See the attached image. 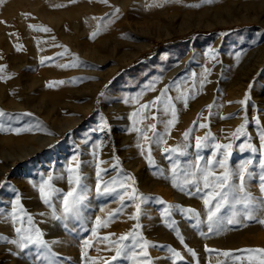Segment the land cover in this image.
I'll return each instance as SVG.
<instances>
[{"label":"rangeland","instance_id":"rangeland-1","mask_svg":"<svg viewBox=\"0 0 264 264\" xmlns=\"http://www.w3.org/2000/svg\"><path fill=\"white\" fill-rule=\"evenodd\" d=\"M10 49L18 55L13 62ZM0 111V169L13 164L0 175V236L7 238L0 240V264H49L56 248L73 249L77 240L87 241L90 257L105 248L110 258L115 235L129 237L122 241L124 256L132 251L150 264L264 260V252L242 251L264 249V224L257 225L264 220L257 217L261 208L243 223L235 217L234 233H196L186 228V221L194 223L187 210L212 187H203L199 172L189 177L198 181L199 193L185 184L194 165L214 171L204 162L225 146L214 134L219 126L234 132L228 144L235 162L249 156L238 154V147H262L264 0H0ZM76 118L81 120L62 129ZM18 141L44 145L12 163L10 157L22 150ZM250 156L249 196L264 199L262 155ZM77 175L84 198L66 216L63 200L74 187L69 178ZM49 185L56 189L50 205L39 190L47 193ZM131 195L143 206L133 229ZM251 207L244 213L252 214ZM20 220L24 229H38L48 248L7 242L20 240ZM58 229L67 232L61 243L50 238ZM226 234L229 243L213 241Z\"/></svg>","mask_w":264,"mask_h":264},{"label":"crops","instance_id":"crops-1","mask_svg":"<svg viewBox=\"0 0 264 264\" xmlns=\"http://www.w3.org/2000/svg\"><path fill=\"white\" fill-rule=\"evenodd\" d=\"M228 122V121H227ZM211 128H213L212 126H210ZM209 127V128H210ZM206 130H208V128H206ZM218 133V137H217V143L219 144L222 143V139L225 140V145H229L228 144V140L233 141V136H234V132L228 130L227 125H222L216 128V130L214 131V134ZM224 136H228L227 138H224ZM211 144H215L216 142L212 141L210 142ZM232 145V143H230ZM238 154H248L249 156H241V159L239 161L235 162V153H234V148L233 145L231 147V149H227V148H219L218 151L215 154L214 157H212L210 159V162H204V164H214L215 168L214 171L216 173V175H222L220 174V167L216 164V161L219 160H225V154H227V159L225 160V163L227 165V168L230 172H234V169L236 172H238L240 165L244 164L246 161L251 160L252 158H250L251 154L253 153L250 149H242V147H238ZM216 150V149H214ZM257 154H261V158L260 160H264V147H258L257 148ZM215 158V159H214ZM215 160V161H214ZM259 160V161H260ZM212 161H214V163H212ZM236 166V167H234ZM212 171V170H211ZM217 171V172H216ZM250 171V170H247ZM250 174V173H249ZM248 174V175H249ZM247 174L245 176V193H247L248 195L250 194V190L251 189L248 185L247 181V177H249ZM215 184V178H212V185ZM235 185L237 188L239 186V179L237 176H233L232 180L229 181V186ZM248 191V192H247ZM211 192H205V194L201 195V196H195L194 200L195 201H199L200 205L199 206H193L194 212H192V216L194 218V223H189V221H186L187 224L186 228L192 230L193 232L196 233H234V229H233V224H229L227 221L229 219H238L240 221V223L245 222V219L247 218L248 213H244V209H249L251 206V210L253 211V213L251 215H254V212L257 211L259 208H261V212H257V217H261L263 218L264 215V199H254L252 197H250V199L244 200L243 198L245 197V193H241L238 194L236 193V195L240 198H242V202L241 203H234L231 206L225 205L224 207L221 208V211L219 213H217V218L218 219H224L219 225H213V227H219V229H212L211 231L209 230V222H208V207L204 204V199L207 198V195L210 194ZM256 194V192H255ZM254 195V194H253ZM131 206H130V220H129V224L131 225V228L133 229L134 227H136V224L138 223V218H133V217H139L140 214H137V207H141V209L143 208V206L141 204H138V201L140 200L139 198H137L136 195H131ZM229 199L231 200L232 197L230 196ZM132 201L134 202V204L132 203ZM144 201V199L142 200V202ZM254 202V203H252ZM212 203H215V201H213ZM245 203H247L248 207H245ZM252 204V205H251ZM140 209V208H139ZM195 213H198L199 215H195ZM256 213V212H255ZM116 217V216H115ZM248 219V218H247ZM162 220L164 221V219L162 218ZM229 224V226H228ZM260 222L257 224L259 225ZM225 226V228L223 227ZM170 227V226H169ZM168 227V228H169ZM170 229V228H169ZM58 234L56 236H53V234L51 235V239L53 241H56L58 243H61L62 241L66 240V238H68L66 236L67 232L66 231H62L60 229L57 230ZM230 234H226L224 236H220L221 241H225L228 239V236ZM132 237H135L132 235ZM110 242L113 241V254L112 257L110 258H106L105 257V248L98 251L97 253H95V257H90L89 251L88 249L85 247V245H83L81 242H78L73 249H69V248H56L55 251V258L51 259L49 264H150V260L148 258L145 259H141L138 257H135L134 252L129 251V256L125 254H123L122 251V240H120L117 235H115L113 238H110L109 240ZM105 242V241H104ZM120 251L122 254L117 257L116 259H113L114 256H116V252ZM104 255V256H103Z\"/></svg>","mask_w":264,"mask_h":264},{"label":"snow or ice","instance_id":"snow-or-ice-1","mask_svg":"<svg viewBox=\"0 0 264 264\" xmlns=\"http://www.w3.org/2000/svg\"><path fill=\"white\" fill-rule=\"evenodd\" d=\"M104 3H107V0H103ZM208 2H211V0H208ZM117 12L119 11V9L116 10ZM44 31H48V29H43ZM237 59H239V57H237ZM60 83H63V81H61ZM51 86V85H50ZM103 95V93L101 94ZM247 101H241V103H246ZM147 107V106H145ZM5 115V113L3 111H0V117H3ZM30 115V114H29ZM175 115V113H173V116ZM169 123H174L173 121H169ZM203 126V125H201ZM244 131V126L242 125L241 128L237 129L238 133H243ZM188 133H185V138H187ZM145 139H147V137L145 136ZM261 141H262V147H264V133H261V137H260ZM196 147L200 148L201 147V142L199 139H197L196 141ZM217 147H220L219 145ZM227 149H231L232 145H225L224 146ZM251 147V151L253 153L257 152V148ZM167 151V150H166ZM173 152H175L176 150L173 149L171 150ZM227 159V154H225V160ZM225 160H219L216 161V164L224 169V172L222 175H216V173L214 171L209 170L208 168H200L199 165H194V170L191 172L186 173V179H185V184H192L194 186V189L197 193H199L201 191V187L199 186V183L196 179H190L189 177H195L197 175V172L203 174V187L205 189L212 187V192L210 194L207 195V198L204 199V204L208 207V222H209V230L211 231L213 229V225L216 223L217 221V213H219L221 211V208L224 207L225 205L231 206L234 203H241L242 202V198L238 197L236 195L237 192L239 193H245V176L248 170V165L252 163L251 160L246 161L244 164H242L238 170V172H230L227 168V165L225 163ZM149 164L152 165L153 161L151 160V158L149 157L148 160ZM179 167L178 164H174L173 165V175H177V168ZM260 167L262 169H264V160L260 161ZM100 173L99 171L97 172V177H99ZM212 176L215 178V184L214 186L210 184L209 182V177ZM233 176H237L239 179V186L238 188L235 185L229 186V181L232 180ZM127 179H133L132 177H127ZM260 180H261V191L264 192V175L260 176ZM69 183L74 185L72 191H69L66 196L64 197L63 200V205H64V213L65 215H69V214H75V210L78 208V206L80 205L81 201L83 200V195L78 193L77 189L81 188V177L80 176H76L75 178H69ZM174 187H177L180 191H184V187L180 186L178 184H176L175 182L173 183ZM49 188L51 189L49 192H45V189L43 186L40 187V193H41V199L43 200V202L45 204H49L50 205V197L52 195L55 194L56 189L51 188V186L49 185ZM100 190V185H97V191ZM104 191H110V189L108 188L107 185H105L104 187ZM133 193L135 192V189L132 190ZM232 197V199L230 200L229 197ZM71 198V199H69ZM122 199V197H121ZM244 200L250 199L249 195L247 193H245V197L243 198ZM213 201H215V203H212ZM161 203H163V201H161ZM17 204H19V200L17 199ZM245 207H248L247 203H245ZM139 207H137V214H139ZM187 211L189 212H194V210L192 209H188ZM25 215L27 216V213H25ZM195 215H199L198 213H195ZM56 219H60V217H55ZM133 218H138L137 217H133ZM248 219H252V215L251 212L248 213L247 215ZM27 222L29 225L32 224V217L31 216H27ZM229 224H233L236 223L237 221L235 219H229L227 221ZM260 223L264 224V220H260ZM21 223V227H17L15 229L16 233L20 236V240H9L7 242L9 243H13L16 244L19 248L24 249L29 247L30 245H36L39 247H43V248H48V243L47 241H45L43 239V234L38 230V229H24L23 228V220H20ZM96 223L99 224L100 220L99 218H97ZM137 227H139V225H137ZM129 239L128 236H121L120 240H127ZM0 240H7L6 237L0 236ZM147 242H144V244L146 245ZM85 245H87V241H85ZM136 245H133V248H135ZM49 251H51L49 249ZM174 251V250H172ZM191 251V250H190ZM242 251H247V252H253V251H259V252H264V249L262 250H252V249H248V250H242ZM122 253L120 251L116 252V256L113 257V259H116L117 257H119ZM177 255H179L178 253H176ZM193 255H195V253H193ZM224 255H229V253H224ZM261 264H264V260L261 261Z\"/></svg>","mask_w":264,"mask_h":264},{"label":"bare ground","instance_id":"bare-ground-1","mask_svg":"<svg viewBox=\"0 0 264 264\" xmlns=\"http://www.w3.org/2000/svg\"><path fill=\"white\" fill-rule=\"evenodd\" d=\"M39 14L41 15V16H45V13L44 12H42V11H40L39 12ZM51 18V17H50ZM54 20H56V23L57 22H59V19L56 17V18H54ZM59 25V24H58ZM57 25V26H58ZM26 45L28 46V51L30 52V53H32L33 54V51H34V47L30 44V42L29 41H26ZM11 51H10V61L11 62H13V61H15V60H17V58H18V55L14 52V51H12V49H10ZM11 70V69H10ZM31 80L28 78V82H30ZM81 109L80 110H84L85 109V107H80ZM48 109V108H47ZM47 109H46V112H47ZM79 110V109H78ZM81 119L80 118H76L75 120H73V121H67V122H65V123H63L62 124V129H68L69 127H71V126H74L75 124H77L79 121H80ZM61 131V130H60ZM253 132H255V130H252ZM44 145V143L41 141V142H39V143H37V144H34V145H28V143L27 142H20V141H18V142H16V144H15V146L17 147V148H19V149H22V150H19L20 152H18L16 155H13V157L11 156L10 157V162H15V161H21L22 159H23V157H25L26 155H28V154H30L31 152H33V151H36V150H38L39 148H41L42 146ZM13 165V164H12ZM11 165V163H7L6 165H4V167L3 168H1L0 169V175H3V173L5 172V170L7 169V167H9V166H12ZM143 185V184H142ZM180 196V195H179ZM181 197V196H180ZM231 238H232V236L229 238V239H227V240H225V241H223V242H225V243H229L230 242V240H231ZM239 239H241V237H238ZM212 241V240H211ZM215 243L216 242H219V241H221V238L219 237V238H216V239H214L213 240ZM234 242H236L235 240H234ZM234 242H232V243H234ZM240 242H243V240H240ZM214 243V244H215ZM232 247V246H231Z\"/></svg>","mask_w":264,"mask_h":264},{"label":"trees","instance_id":"trees-1","mask_svg":"<svg viewBox=\"0 0 264 264\" xmlns=\"http://www.w3.org/2000/svg\"><path fill=\"white\" fill-rule=\"evenodd\" d=\"M191 34H192V33H190V34H188V35H185V36L178 37V38H176V39H172V40H170V41H167V42L163 43L162 46L165 47V46L170 45V44H173V43L181 42V41L185 40L186 38H188ZM160 47H161V46H158L157 48H155V49L153 50L152 53H154V52H156L157 50H159ZM152 53H151V54H152Z\"/></svg>","mask_w":264,"mask_h":264}]
</instances>
